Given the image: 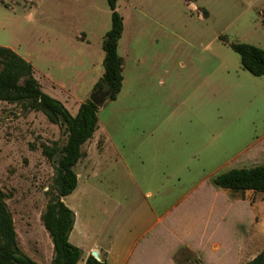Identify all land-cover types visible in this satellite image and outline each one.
I'll list each match as a JSON object with an SVG mask.
<instances>
[{"label": "rangeland", "instance_id": "obj_1", "mask_svg": "<svg viewBox=\"0 0 264 264\" xmlns=\"http://www.w3.org/2000/svg\"><path fill=\"white\" fill-rule=\"evenodd\" d=\"M85 1L0 0V45L30 62L43 91L51 93L69 111L72 98L67 100L59 87H50L40 73L67 83L77 67H85L80 61H85V52L71 40L72 35L81 31L88 35L100 25L110 27L106 0H87L89 12L80 10L87 9ZM204 9L207 16L203 17ZM117 10L124 25L119 52L124 57L125 80L116 101L105 103L98 112L99 124L109 121L110 140L107 144L101 138L97 141L99 133H95V144L88 147L87 158L81 157L74 166L80 173L77 188L64 196L63 201L76 211L78 224L89 228L83 230L89 232L88 237L83 234L77 238L75 230L72 232L69 241L73 245L110 240L115 250L120 251L121 245L128 242L125 235L119 241L120 228L130 234L140 224L139 215L146 202L140 188L155 186L156 176L166 178L179 172L191 184L206 177L202 189L209 196L213 188H221L212 183L213 175L231 168L264 164V76H254L243 69L238 53L220 38L225 35L228 42H245L264 49V0H118ZM220 62L231 68L233 75L238 71L242 82L223 86L218 96L213 84L194 86L193 81L209 79L210 69L220 75ZM83 86L81 82L75 89L80 93ZM203 88L209 94L203 108L207 112V135L175 136L174 144L184 145L187 141L192 148L186 154L191 153L190 161L178 167L173 152L161 148L152 152V107L154 104L165 107L167 103L163 102L171 97L170 111L180 113L175 96L194 89L201 94ZM92 91L88 99L108 92L94 90V85ZM102 103L99 97L98 105ZM199 106L192 99L186 110L198 112ZM177 122L200 126L185 117ZM167 138L168 134L159 136L165 142ZM65 140L63 127L51 123L43 112L0 100V190L7 195L19 248L39 264H50L53 253L40 215L55 193L54 167L60 156L58 152L48 159L42 146L61 147ZM204 140L206 152L197 148L198 142L202 146ZM90 142L83 144L84 152ZM215 163L223 166H213ZM213 169L216 173L211 177ZM251 194L258 199L263 195L258 191ZM261 219V209H257L254 226L241 215L237 222L228 215L223 224L230 233L238 232L240 238L241 233L253 227L255 236L260 234L251 247L257 253L264 248ZM85 253L86 250L82 251L77 264H84Z\"/></svg>", "mask_w": 264, "mask_h": 264}, {"label": "crops", "instance_id": "obj_2", "mask_svg": "<svg viewBox=\"0 0 264 264\" xmlns=\"http://www.w3.org/2000/svg\"><path fill=\"white\" fill-rule=\"evenodd\" d=\"M86 2L88 1H85L87 9L80 10L89 12V2ZM92 21L93 18H91V23ZM108 29L109 27H107V25H100L97 31H90V34L88 35L82 31L76 32L72 35L71 40L75 44L79 45L85 52V61L80 59V61L85 64V67H77L78 70L75 71V74L67 83L60 78L51 76L48 72L47 74L49 75H46V73H40L42 77L47 79L50 87L53 89L55 86L59 87V92L63 95L65 94L64 96L68 98L67 100L72 98V104L70 106L68 104L70 113L75 112L74 114L71 113L72 115L76 114L80 103L84 102L92 95L93 85L103 74L104 52L102 50V39ZM121 38L119 41V49ZM121 56L123 58L124 68V57L122 54ZM219 66L221 67L220 75H215L213 69H210L209 79H205L206 81L203 80L202 82L199 80L193 81L194 86L199 87L202 85L204 87H210V85L213 84L215 87L214 94L215 96H218L221 94V88L223 86L226 87L229 84L237 85L239 82H242V79L238 76V71L235 75H233V72L229 71L231 68L227 65L220 62ZM32 67L33 75L43 90V84L37 76L36 69L33 65ZM215 68L219 67L216 66ZM242 76L246 80H249L245 74H242ZM214 79L215 81L212 82ZM124 80L123 76L120 92L122 90ZM81 82H83L84 86L81 91L82 93L80 92V94L75 88H77L78 84H81ZM68 86L70 88H68ZM196 91L197 90L194 89L189 94L184 93L181 96H175L174 101L178 100L176 103L179 104L178 108H180V113H174V110H172V112L170 111L169 100L173 99L171 97L167 98L166 102H163V104L167 103L165 107L160 108L155 104L152 107L150 136L152 138V142L155 143V145L154 143L152 144V152L154 150L158 151L160 148L173 152V156L175 157L174 162L179 164L178 167H183L190 161L191 153L188 155L186 154L187 151H192V148L188 145L189 142L187 141L184 145L178 143L174 144L176 141L175 136L182 137L183 135L190 134H194L195 136L207 135V128L205 126L207 112L203 110V108L205 109L207 96L209 94L205 93L204 88L200 92L201 94L196 93ZM46 93L49 95L51 94L48 92ZM61 93H59V96L62 95ZM55 96L57 97L58 95ZM116 99L114 101H116ZM192 99L200 104L198 112L192 111V113H189V110H186ZM114 101H107L105 98L103 103L98 105L97 117L99 110L102 109L101 107L105 103ZM160 102L162 103V101ZM215 111H217V109ZM210 114L213 115V112H210ZM182 117L194 120V123H199L200 126L192 127L187 123H178L177 121ZM108 122L109 121L107 119L99 124L98 117L96 130L94 131L92 137L85 143L89 141L92 142L88 143L86 152H84L81 147L83 156L87 158L89 154L88 147H93L95 144L94 139L97 138L98 141V138H101V142L106 144L109 142L111 135L108 129ZM190 130H192L193 133H190ZM97 132L99 134L96 138H94V135ZM160 134L169 135L167 142L163 139H159ZM262 135H264V133H262ZM168 139L172 143H168ZM205 142L206 141L204 140V144L202 143V146L200 142H198L197 148L199 150L201 148L205 150ZM194 147L196 148V146ZM100 150L103 151V147L100 148ZM196 155L194 156L196 157ZM214 157L215 154L210 155L211 159ZM231 157L233 158L234 154L231 155ZM80 160L81 158L79 161ZM206 161L207 158L204 162ZM221 163H215L213 166H223ZM214 170L215 169H213L210 173L211 177L214 173H216ZM76 173L78 185L80 173ZM188 173H191V171L189 170ZM170 175L173 176H166V178H158V176H156L155 186L152 184L149 188H140V192L145 194L143 199L146 201L145 208L139 215L140 224L134 226L135 230L132 233L130 231V234L127 233V230L124 228H120L122 238L119 241L123 240L124 235L125 241L128 240V242L126 241L121 245V248H119L120 251L115 250L114 245H112L113 243L110 240L104 242L100 241L98 243L87 242L86 245L81 243V241L76 244V246L82 248V251L86 250L83 259L84 263L86 257L91 254L92 251L98 252L100 258L105 260L107 264H247L248 261L253 259L256 254L259 253V251L255 253V251H252L251 249L254 244V239L256 237H260V234L255 236L253 227L251 231L247 230L246 233H241L242 235L240 238L238 232L232 234L224 227L223 220L228 215H231L235 222H237L238 217L241 215L245 216L250 224L254 226L253 223L255 221L256 210L261 209V224L263 225L264 193L261 192L263 195H261L258 199V197L256 198V196L253 197L252 194V196L250 195V193L256 192L253 190H245L241 193L230 191L226 188H220V190L213 188L212 194L208 196V194H206L202 189V184L207 181L206 177L199 178L191 184L188 183L191 181L187 180L185 176H180L179 172L176 174L172 173ZM151 183H153V180ZM76 188L73 191H75ZM73 213L74 224L69 234V239L74 230L77 238H82L83 234L88 237L89 232H83V230H89V228L85 229V227L83 228L82 223L78 224L76 211L73 210ZM137 220L138 219H136V221ZM230 227L232 228V226ZM263 235L264 233L262 236ZM137 249L138 251L135 254Z\"/></svg>", "mask_w": 264, "mask_h": 264}, {"label": "trees", "instance_id": "obj_3", "mask_svg": "<svg viewBox=\"0 0 264 264\" xmlns=\"http://www.w3.org/2000/svg\"><path fill=\"white\" fill-rule=\"evenodd\" d=\"M118 0H106L110 10V27L102 39L104 51L103 74L94 84V90H108L107 101H114L122 86L123 58L119 52V41L124 25L117 10ZM207 16V11H202ZM220 38L238 53L243 69L254 76H264V49L255 45L232 41L225 35ZM0 100L19 103L22 107L41 111L47 119L63 127L65 143L52 148L42 146L43 154L52 159L58 152L55 164L53 188L55 193L48 199L40 219L52 242L53 253L50 264H77L82 250L69 241L74 224L73 211L62 198L77 186L74 166L83 156L81 147L92 137L97 128L98 104L92 100L80 103L75 115L55 97L44 92L33 75L30 62L9 47L0 45ZM215 186L232 191L253 190L264 193V164L250 168H231L212 177ZM7 195L0 190V264H39L24 254L18 246L14 222L6 203ZM84 264H106L89 254ZM247 264H264V248Z\"/></svg>", "mask_w": 264, "mask_h": 264}, {"label": "water", "instance_id": "obj_4", "mask_svg": "<svg viewBox=\"0 0 264 264\" xmlns=\"http://www.w3.org/2000/svg\"><path fill=\"white\" fill-rule=\"evenodd\" d=\"M107 94H108V92L104 91V93H102V94H100V95H95V97L92 98L91 100H92L93 102H95L96 104H98V102H99V97L102 98V100H104V99L106 98ZM91 255H93L97 260H102V259L100 258V255H99L98 252H96V251H92V252H91Z\"/></svg>", "mask_w": 264, "mask_h": 264}]
</instances>
